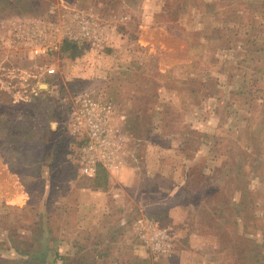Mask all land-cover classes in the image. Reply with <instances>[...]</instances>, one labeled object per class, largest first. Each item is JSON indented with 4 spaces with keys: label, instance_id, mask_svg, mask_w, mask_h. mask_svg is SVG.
<instances>
[{
    "label": "rangeland",
    "instance_id": "rangeland-1",
    "mask_svg": "<svg viewBox=\"0 0 264 264\" xmlns=\"http://www.w3.org/2000/svg\"><path fill=\"white\" fill-rule=\"evenodd\" d=\"M0 264H264V0H0Z\"/></svg>",
    "mask_w": 264,
    "mask_h": 264
},
{
    "label": "built area",
    "instance_id": "built-area-1",
    "mask_svg": "<svg viewBox=\"0 0 264 264\" xmlns=\"http://www.w3.org/2000/svg\"><path fill=\"white\" fill-rule=\"evenodd\" d=\"M51 72L54 73V70H52ZM93 115L97 116V114L94 113ZM90 119L92 121L90 120L91 122L89 121L90 123L86 124V127L91 142L89 146L85 148L88 151L89 156H87L84 161L86 164L84 172L89 177H94L96 173V164L99 162V160L107 161L110 158H109V154L104 150L105 139L102 141V136L107 130L106 128L107 122L102 123V121L100 120H93L95 119V117H92Z\"/></svg>",
    "mask_w": 264,
    "mask_h": 264
},
{
    "label": "crops",
    "instance_id": "crops-1",
    "mask_svg": "<svg viewBox=\"0 0 264 264\" xmlns=\"http://www.w3.org/2000/svg\"><path fill=\"white\" fill-rule=\"evenodd\" d=\"M123 181H125V179L123 177H121Z\"/></svg>",
    "mask_w": 264,
    "mask_h": 264
},
{
    "label": "bare ground",
    "instance_id": "bare-ground-1",
    "mask_svg": "<svg viewBox=\"0 0 264 264\" xmlns=\"http://www.w3.org/2000/svg\"><path fill=\"white\" fill-rule=\"evenodd\" d=\"M151 39V38H150Z\"/></svg>",
    "mask_w": 264,
    "mask_h": 264
}]
</instances>
